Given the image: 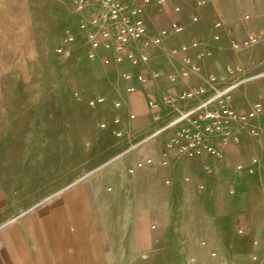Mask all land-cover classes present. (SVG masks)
Instances as JSON below:
<instances>
[{"label": "rangeland", "instance_id": "obj_1", "mask_svg": "<svg viewBox=\"0 0 264 264\" xmlns=\"http://www.w3.org/2000/svg\"><path fill=\"white\" fill-rule=\"evenodd\" d=\"M73 1L0 0V264H264V173L248 170L264 134L226 140L236 151L221 149V158L187 157L173 147L165 167L156 160L172 129L130 148L124 137L136 142L176 114L179 91L154 97L145 69L156 80L176 79L169 63L180 65V57L168 53L181 42L198 41L190 60L225 84L227 68L239 69L235 77L243 80L230 92L235 105L245 83L264 79V66L253 68L245 57L264 53V41L233 48L232 35L224 43L213 28L208 0H171L182 33L149 49L137 74L146 84L126 91L123 75L133 64L125 56L117 62L98 34L88 37L98 31L89 21L99 0L88 14L91 7L77 12ZM151 2L143 18L157 23L153 17L163 14ZM130 48L141 50L135 41ZM202 50L208 55L200 60ZM164 96L173 100L164 103ZM144 115L151 125L137 130ZM146 158L154 161L139 167ZM118 165L143 180L132 204L123 201ZM139 212L145 220L138 227ZM32 225L38 241L29 236Z\"/></svg>", "mask_w": 264, "mask_h": 264}, {"label": "built area", "instance_id": "obj_2", "mask_svg": "<svg viewBox=\"0 0 264 264\" xmlns=\"http://www.w3.org/2000/svg\"><path fill=\"white\" fill-rule=\"evenodd\" d=\"M92 0H74L73 7L75 11L81 12ZM152 0H99L97 13L92 15L89 23L98 26L97 33L89 34L90 40L98 34L99 39L106 47L113 49L114 59L119 62L125 56L130 63H146L149 59V49L160 47L169 37L165 29L152 31L143 16L146 7ZM166 0H156V4L163 5ZM174 11L177 7L173 8ZM218 25V24H216ZM180 31V27L175 29ZM264 39V31L257 34H250L243 42V46L256 43ZM140 45V51L136 54L130 48L132 42ZM232 47H237L238 43L232 38ZM93 45H96L94 42ZM199 42L191 40L189 43H180L177 48L171 49L169 55L180 57V66L178 73L182 77L193 76L196 82L188 84L180 90L174 100L178 103L176 114L161 128L156 129L150 135H146L136 142H130V135L125 133L126 142H129L128 148L133 147L141 140H145L151 135H157L165 129H172L173 133L165 141L160 150V157L156 160L159 167H165L168 164L167 151L175 147L183 156L202 157L213 155L221 158L220 143L231 139L237 142L241 133H245L255 139H261L264 133L257 124V117L263 112V107L258 102L248 105L246 110H238L232 105L230 92L237 87L243 78H236L235 72L238 68H227L231 81L225 84L219 77L212 72H205L198 63L190 60L187 51L196 49ZM181 55V56H180ZM208 55V51L199 52L196 57L203 59ZM177 57V56H176ZM156 75V74H155ZM124 79L129 81L131 75L125 73ZM139 81L144 78L138 76ZM134 87L130 84L126 86V91H132ZM98 100H103L98 98ZM164 103H170L172 98L163 97ZM116 105L119 102H115ZM157 102L149 101V106L155 108ZM130 113L128 118H134ZM119 118L115 117L114 122ZM122 129L115 131V135L120 137ZM259 151L252 154L248 160V170L250 172L261 171L264 173V145L259 146ZM154 160L146 158L143 162H138V166L151 164ZM206 172H209V166L203 165ZM240 168V166L238 167ZM255 259V257L253 256Z\"/></svg>", "mask_w": 264, "mask_h": 264}, {"label": "crops", "instance_id": "obj_3", "mask_svg": "<svg viewBox=\"0 0 264 264\" xmlns=\"http://www.w3.org/2000/svg\"><path fill=\"white\" fill-rule=\"evenodd\" d=\"M214 9L215 13V18L217 20V23H213V28H216L219 31L220 34V39L222 42H226V36L229 34L232 35V38L239 43L240 45H243L244 39L250 35V34H257L260 32L264 31V0H208ZM148 7V6H147ZM154 5H152L149 9H153ZM174 4L171 0H166L165 4L159 5V11L162 12L163 16H159L158 14L156 15V18L153 17V20L156 21L157 23H147L148 26L151 28L152 31H155L157 29H165L169 37L171 34L173 35L176 33L175 29L177 27H180L181 32L183 30V23H179V17L176 13H174ZM93 9H87L86 13H90ZM164 17L168 19L170 23H159V20H162ZM152 20V21H153ZM218 24V25H216ZM168 29H172L171 31ZM182 33V32H181ZM217 35H213V38L216 37ZM168 39V38H167ZM193 40V39H192ZM191 41V40H190ZM188 41V43L190 42ZM264 41L262 39L260 42ZM224 42V43H225ZM181 43H187V42H181ZM196 50L195 49H189L187 51V54L192 55ZM248 51H246L245 57L249 60H251V65L254 66L253 68H260L264 66V53L254 56V55H247ZM157 64V63H156ZM153 63V66L156 65ZM144 64H139V65H133L130 67L131 69V78L129 81H124V85H132L133 87H136L137 85L140 84H146L147 78L144 74L137 75L139 73V68L143 66ZM169 68L175 72V76L177 77L176 79L173 78L171 81L169 78L166 77H161L156 80L155 72L151 69H148L146 67L145 70L149 71L148 76H149V81H150V86L151 87V93L154 97L161 96L163 94L167 93H175L176 91L182 90L184 87H186L188 84L196 82V78L193 76H189L187 78L185 77H179L178 76V68H179V63H169ZM146 66V65H144ZM144 73V71H143ZM138 76H141L144 78V81H139L137 79ZM167 78V79H166ZM175 79V80H174ZM142 95V94H141ZM239 97V102L235 104V108L238 110H246L248 108V105L251 102H260L262 107H264V79L259 80L254 83H245L242 89V96ZM140 95L135 96V101L140 99ZM133 101V102H135ZM257 124L262 128L264 132V115L260 114L257 119H256ZM150 124L151 122L148 121L146 118V115H144V118L136 125L137 130H141L145 126ZM264 134V133H263ZM157 142V141H156ZM158 143V142H157ZM262 143V142H260ZM152 143L150 147L153 145ZM159 144V143H158ZM264 144V141H263ZM261 144V145H263ZM236 145H233L229 142H221L220 143V148L224 150L226 153L231 151L235 152L236 151ZM148 150V149H147ZM150 152V151H149ZM120 168V173L121 178L118 181L119 183L122 184V196H123V201L126 202L127 204H132L135 199H134V187L137 186L138 180L139 179H131L128 174L125 173L124 169L122 168L123 166L118 165ZM143 181V180H139ZM133 189V190H132ZM88 189H85L86 197L88 198ZM93 198V197H92ZM125 212L127 211V207L124 209ZM59 209H52L50 212L51 214H56ZM134 220L135 224L139 227L143 225L145 220L143 212H139L136 215H134ZM17 229H20V227H17ZM35 226L32 225V227H29L28 232L30 233L31 240L38 241L40 237L37 236V232L35 231ZM149 233H145V239L147 240L149 238ZM136 246L142 245L140 241L136 240L135 242Z\"/></svg>", "mask_w": 264, "mask_h": 264}, {"label": "bare ground", "instance_id": "obj_4", "mask_svg": "<svg viewBox=\"0 0 264 264\" xmlns=\"http://www.w3.org/2000/svg\"><path fill=\"white\" fill-rule=\"evenodd\" d=\"M88 7H91V8H92V7H94V6H93L92 3H90V4L87 5V8H88Z\"/></svg>", "mask_w": 264, "mask_h": 264}]
</instances>
